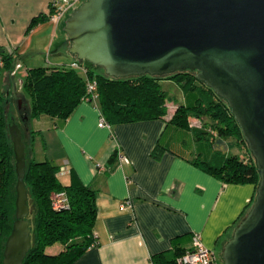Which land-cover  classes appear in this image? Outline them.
<instances>
[{
    "label": "crops",
    "instance_id": "obj_1",
    "mask_svg": "<svg viewBox=\"0 0 264 264\" xmlns=\"http://www.w3.org/2000/svg\"><path fill=\"white\" fill-rule=\"evenodd\" d=\"M49 1L0 0V50L10 55L12 63L11 68L0 70V105L5 112L9 99L18 95L17 86L21 87L28 70L23 63L27 57H48V67H68L76 62L68 52L62 20L56 24L38 21L27 30L38 14H47ZM180 98V103L173 100L166 105L162 118L111 123L108 129L97 127L103 118L97 98L76 104L65 122L41 115L49 120L44 129L39 128L37 118L25 119L19 105L16 108L18 121H25L28 160L38 155L39 146L33 143L38 133L42 158L38 155L36 162L48 161L58 166L57 172L62 168L58 178L96 193L95 243L71 264H153L154 256L168 261L176 259L175 249L186 250L190 243L173 242L191 234L199 235L215 264L221 263L222 247L251 207L255 187L250 183L224 185L189 163L202 150L197 148L196 132L167 124L182 104ZM9 121L14 123L12 118ZM198 124L189 119L188 126ZM227 147L229 152L238 149L230 140ZM114 152L127 163L119 164L116 157L108 162Z\"/></svg>",
    "mask_w": 264,
    "mask_h": 264
},
{
    "label": "water",
    "instance_id": "obj_2",
    "mask_svg": "<svg viewBox=\"0 0 264 264\" xmlns=\"http://www.w3.org/2000/svg\"><path fill=\"white\" fill-rule=\"evenodd\" d=\"M62 23L68 52L108 78L193 72L224 101L254 160L249 210L221 250V264H264V0H83ZM14 220L2 264L30 250L24 144L14 123Z\"/></svg>",
    "mask_w": 264,
    "mask_h": 264
},
{
    "label": "trees",
    "instance_id": "obj_3",
    "mask_svg": "<svg viewBox=\"0 0 264 264\" xmlns=\"http://www.w3.org/2000/svg\"><path fill=\"white\" fill-rule=\"evenodd\" d=\"M48 16L38 14L29 22L27 30L38 21H47ZM0 61L3 64L1 70L12 67L10 55L2 50H0ZM74 63L78 65L74 69L69 66H39V68L26 70V75L20 83L28 109L27 113L26 110H22L25 119L44 115L50 120L65 122L76 104L88 97L87 84L94 83V94L104 121L108 125L135 123V121H146V119L155 120L165 116L166 100L169 94L162 89L159 82L170 80L181 93L182 104L175 108L167 124L175 129L188 128L192 132L195 131L194 137L199 140L197 148H202L189 163L210 173L224 185L250 183L256 187L258 174L254 160L246 150L247 146L244 145L242 135L226 103L204 84L199 83L193 72H179L156 77L145 74L132 78L114 79L108 78L105 74H97L94 69L98 67L95 68L87 62ZM189 119L199 121V126H188ZM24 122L20 123L24 124ZM7 126L8 120L6 122L0 105V264L3 258V243L10 233L11 223L14 220L13 201L16 181ZM29 136L31 138L33 132H30ZM23 137L24 133L21 134L24 144ZM229 140L241 151V154L237 155L228 151ZM158 145L157 148L160 147ZM243 147H246V152ZM24 156V186L27 198L32 200L34 207L31 213L32 223H29L30 250L24 257L23 264H71L75 258L95 243L92 228L96 215L94 200L96 193L92 188L80 184L68 183V186H63L58 180V166H53L45 160L43 162L28 160L26 146ZM115 157L114 152L108 162L115 160ZM105 168L106 171L107 167ZM56 192H63L66 195L67 209L53 211L50 208L49 196ZM191 236L192 234L189 238L175 240L173 245L182 244L186 240L190 242ZM68 242L70 245L67 244ZM53 243L62 244L65 247L64 250L56 255L46 254V247ZM190 250L191 242L186 250L175 249L173 254L177 255V259ZM176 259L166 261L162 257L154 256L152 262L153 264H175Z\"/></svg>",
    "mask_w": 264,
    "mask_h": 264
},
{
    "label": "built area",
    "instance_id": "obj_4",
    "mask_svg": "<svg viewBox=\"0 0 264 264\" xmlns=\"http://www.w3.org/2000/svg\"><path fill=\"white\" fill-rule=\"evenodd\" d=\"M83 2L82 0H50L48 5L47 21H50L54 24L58 23L61 19L67 18L72 12L73 9L77 8ZM69 14V15H68ZM67 16V17H66ZM77 64H71L69 67L77 68ZM3 68V64L0 61V70ZM95 84L89 83L86 87V95L88 97L84 101H93L96 99L94 94ZM98 128L108 129V124L100 117L98 123ZM116 160L119 164L127 163L126 158H124L119 153H116ZM63 169L60 168L57 172V175L62 174ZM50 208L53 211L65 210L68 207V201L66 195L63 192H56L49 196ZM191 250L184 253V255L178 257L175 261V264H215V260L211 251L206 249L202 242H200L199 235L192 234L191 239Z\"/></svg>",
    "mask_w": 264,
    "mask_h": 264
},
{
    "label": "rangeland",
    "instance_id": "obj_5",
    "mask_svg": "<svg viewBox=\"0 0 264 264\" xmlns=\"http://www.w3.org/2000/svg\"><path fill=\"white\" fill-rule=\"evenodd\" d=\"M82 2H83V0H82ZM69 15V14H68ZM67 17V16H66ZM62 20V23H63V21L65 20V19H61ZM39 58H40V55L39 56H36L35 57V59H33V58H31V57H27V59L23 62L24 63V67L25 68H29V67H31V66H39V65H42V66H45V67H48L47 65H49V62L47 61V58L46 57H44V56H41V58H40V60H39ZM51 58V56L49 57V59ZM33 60H35V63L34 62H32ZM41 63V64H40ZM35 64H37V65H35ZM94 71L98 74V73H100V74H103L104 75V72L101 70V69H99V68H97V69H94ZM18 72H20V70L18 71ZM16 73V75H18V76H20L19 74L20 73ZM160 83V86L162 87V89L163 90H165L166 92H168L169 94H168V99L166 100L167 102H166V105L168 106L169 104H170V101H172L173 102V100L174 101H176V102H178V103H180V100H181V98H180V96H181V93L176 89V87H175V85H174V83L172 82V81H170V80H168V81H165V80H163V81H160L159 82ZM17 84V83H16ZM17 86V85H16ZM18 88H17V96H15V97H11V99H9V101H8V105H7V107H6V110L8 111H4V113H5V116H6V113H7V119H5L6 120V122H7V120H8V125L11 123L10 121H9V119L10 118H12V121L16 124V126L17 127H20L19 129H21V131H22V133H24L23 132V129H24V127L22 126V124L20 123V120L18 121V118L16 117V115H17V110H16V108L18 107V105H19V107L21 108V110H27L26 109V107H27V104H26V97H25V94H24V91H23V89L21 88V87H19V86H17ZM17 100H19V101H17ZM18 102H19V104H18ZM3 109H5V107L3 108ZM12 116V117H11ZM37 120H38V122L40 121V123L38 124V126H39V128H42V129H44L46 126H47V123L49 122V120H47V118H44V117H40L39 119L37 118ZM29 125H26V127H28ZM39 134L38 133H36V134H34V138L36 139L33 143H37L38 144V146H39V148H38V155L40 156L41 154H42V149H41V146H42V144L40 143V138H39ZM26 139H27V135H26V133H24V137H23V141L25 142L26 141ZM32 142V141H31ZM36 144V145H37ZM33 145H35V144H33ZM245 145V144H244ZM245 148L246 147H243V149H244V151H245ZM232 149V148H231ZM234 150V149H233ZM233 150H230L231 152L230 153H235V154H237L238 155V152H237V150L234 152ZM247 150V149H246ZM27 151V150H26ZM238 151H240V150H238ZM246 152V151H245ZM243 154H244V156H245V158H247V155L243 152ZM38 155H35L36 157H35V161H37V160H39V156ZM41 158H42V155H41ZM58 180H59V182L63 185V186H68V183H65V179L64 178H62V177H59L58 178ZM26 203H28V216H27V219H28V221H29V223H32V215H31V213L33 212V207H34V204H33V202H32V200L30 199V198H27V202ZM30 237V236H29ZM68 245H70V242H68L67 243ZM64 246L62 245V244H60V243H53V244H51V245H49V246H47L46 247V249H45V253L46 254H50V253H52V255H56V254H58L60 251H63L64 250ZM218 264H221V263H218Z\"/></svg>",
    "mask_w": 264,
    "mask_h": 264
},
{
    "label": "flooded vegetation",
    "instance_id": "obj_6",
    "mask_svg": "<svg viewBox=\"0 0 264 264\" xmlns=\"http://www.w3.org/2000/svg\"><path fill=\"white\" fill-rule=\"evenodd\" d=\"M24 130V129H23Z\"/></svg>",
    "mask_w": 264,
    "mask_h": 264
}]
</instances>
